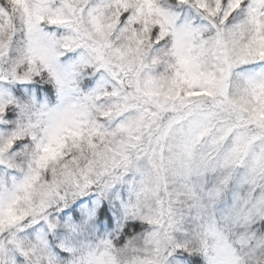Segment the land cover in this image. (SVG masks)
<instances>
[{"label":"clouds","instance_id":"obj_1","mask_svg":"<svg viewBox=\"0 0 264 264\" xmlns=\"http://www.w3.org/2000/svg\"><path fill=\"white\" fill-rule=\"evenodd\" d=\"M0 264H264V0H0Z\"/></svg>","mask_w":264,"mask_h":264}]
</instances>
